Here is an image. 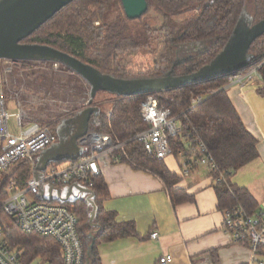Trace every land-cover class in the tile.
<instances>
[{
	"label": "trees",
	"instance_id": "obj_1",
	"mask_svg": "<svg viewBox=\"0 0 264 264\" xmlns=\"http://www.w3.org/2000/svg\"><path fill=\"white\" fill-rule=\"evenodd\" d=\"M146 1L148 10L154 9L163 24L154 69L143 77L129 75L127 68L131 63L128 59L148 46L151 37L146 29L136 36L130 34L131 20L126 15L125 19L120 16V11L124 12L121 0H75L22 44L54 48L116 79L154 80L169 74L173 77L190 75L210 65L229 43L245 10L254 23L264 20V0ZM249 55L251 60L246 67L209 82L149 95H113L108 111L96 104L100 113L92 117L89 132L111 135L114 142L121 145L115 152L119 163L152 174L178 202L190 200L173 189L178 178L167 169L164 161L149 155L136 140L148 128L142 119L141 104L147 96H154L160 108L170 110L178 118L182 128V132L171 139L173 156L178 159L179 151L184 150L187 143L195 139L203 141L219 172L224 174L225 181L217 183L215 188L220 209L240 204L253 213L256 201L246 189L231 184L230 178L259 157L258 140L245 127L227 87L232 76H244L254 70L264 82V35L252 44ZM259 94L264 97V86ZM196 97L203 100L194 106L192 100ZM92 105L95 106L94 101ZM11 171V176L25 180L30 176L31 165L22 162ZM89 191L96 207L93 219V206L86 200L52 202L66 206L78 217L85 264H102L97 251L100 244L138 235L134 223H119L115 212L103 208L109 191L101 176ZM0 227L9 245L22 253L25 264H63L61 248L52 238L24 234L2 211Z\"/></svg>",
	"mask_w": 264,
	"mask_h": 264
},
{
	"label": "crops",
	"instance_id": "obj_2",
	"mask_svg": "<svg viewBox=\"0 0 264 264\" xmlns=\"http://www.w3.org/2000/svg\"><path fill=\"white\" fill-rule=\"evenodd\" d=\"M263 86V80L251 72L227 87L229 97L245 127L258 140L259 157L230 178L231 184L246 189L251 194L257 203L255 211L264 201V97L259 94V89ZM0 91L3 92L2 87ZM11 102L17 103L19 108L18 111L9 113L10 100L5 98L6 109L11 116L9 121L16 120L13 128L8 121L12 134L20 133L16 119L19 113L23 117V130L34 124L43 125L40 123V113L31 115L19 100ZM83 110L62 122L56 131L68 130L71 137L78 129L79 113ZM54 150L61 151L60 158L74 153L69 145H60ZM38 157V166H45L39 162ZM60 158L52 159L47 167L66 162H58ZM164 163L178 178L173 189L182 192L190 200L178 202L177 197L171 195L165 185L150 173L134 170L109 157L100 161L101 177L109 191V199L103 203V208L115 212L119 223H134L138 235L100 244L97 251L102 264H161L160 259L166 256L171 258L169 264L264 262V249H260L255 256L247 245L233 243L222 229L224 210L219 207L215 189L217 182L208 167L201 166L189 176H183L179 159L170 156ZM48 197L65 202L83 199L91 206L89 189L80 184L48 191ZM153 232L159 234L157 240L151 238Z\"/></svg>",
	"mask_w": 264,
	"mask_h": 264
},
{
	"label": "built area",
	"instance_id": "obj_3",
	"mask_svg": "<svg viewBox=\"0 0 264 264\" xmlns=\"http://www.w3.org/2000/svg\"><path fill=\"white\" fill-rule=\"evenodd\" d=\"M252 72L260 77L257 70ZM241 79L242 76L234 75L230 83ZM202 100V97H196L192 104L196 106ZM141 115L148 128L136 140L149 155L159 160L164 161L173 156L171 139L182 132L178 118L170 110L160 108L158 100L151 95L142 102ZM10 117L4 93L0 91V211L13 219L24 234L55 240L61 248L63 264H85L84 246L78 232V217L66 206L52 202L48 191L73 184H80L91 190L102 173L100 161L109 157L112 161L119 162L115 152L121 145H117L109 134L88 132L77 141L83 150L79 158L38 171L37 157L57 143V135L49 126L41 124H34L23 130L22 113L16 115L20 133L14 135L8 127ZM178 159L182 164L183 176H189L199 167L206 166L217 183L225 181L224 174L219 172L207 146L199 139L187 143L185 149L179 151ZM22 162H29L31 165L30 176L25 180L16 175L11 176V170ZM216 174L219 176L215 178ZM223 214L222 229L233 243L247 245L257 256L260 249H264V201L253 213L237 204L225 209ZM151 238L157 240L159 234L153 232ZM170 262L171 258L168 256L160 259L161 264ZM0 264H25L22 253L9 245L2 227Z\"/></svg>",
	"mask_w": 264,
	"mask_h": 264
},
{
	"label": "water",
	"instance_id": "obj_4",
	"mask_svg": "<svg viewBox=\"0 0 264 264\" xmlns=\"http://www.w3.org/2000/svg\"><path fill=\"white\" fill-rule=\"evenodd\" d=\"M73 1L75 0H0V61H52L67 67L90 86L88 107L79 113L80 124L70 138L69 146H72L74 153L60 158L61 151L55 152L54 148L51 151H44L39 155L38 160L45 166L40 167L39 165L38 171H44L52 159L60 158L58 162L69 161L83 154L77 141L89 132L92 117L100 113V108L92 105L98 92L131 97L161 93L212 81L246 67L251 60L249 50L252 44L264 35V20L254 23L252 16L245 10L225 49L210 65L198 72L180 77H173L169 74L164 78L154 80L116 79L103 75L96 68L54 48L22 44V41L29 38ZM121 1L124 13L131 21L141 19L148 12L146 0ZM90 203L93 206V219L96 207L92 203V195Z\"/></svg>",
	"mask_w": 264,
	"mask_h": 264
},
{
	"label": "rangeland",
	"instance_id": "obj_5",
	"mask_svg": "<svg viewBox=\"0 0 264 264\" xmlns=\"http://www.w3.org/2000/svg\"><path fill=\"white\" fill-rule=\"evenodd\" d=\"M120 16L125 19L124 12ZM184 16L178 18L181 21ZM162 18L154 9L141 18L131 21L129 24L131 35L136 36L145 29L149 30L151 37L148 46L137 50L128 59L131 65L127 71L129 75L142 76L154 69V59L159 50V32L162 27ZM98 26V23H97ZM0 87L4 96L10 100L8 103L9 113L18 111L16 99L22 106L27 107L31 115L40 113L43 125L55 129L58 135L57 145H69L70 134L56 131L65 120L73 117L80 110L88 107L90 98V86L77 74L67 67L52 61L27 60V61H0ZM114 96L99 92L94 100L103 110L108 111L111 107L110 101ZM15 119L9 121L11 128L15 125ZM48 150V149H47ZM45 150V152L47 151Z\"/></svg>",
	"mask_w": 264,
	"mask_h": 264
},
{
	"label": "flooded vegetation",
	"instance_id": "obj_6",
	"mask_svg": "<svg viewBox=\"0 0 264 264\" xmlns=\"http://www.w3.org/2000/svg\"><path fill=\"white\" fill-rule=\"evenodd\" d=\"M55 147H57V143L56 144H54L50 149H48V150H53V148H55ZM55 152H57L56 150H55ZM55 155V154H54Z\"/></svg>",
	"mask_w": 264,
	"mask_h": 264
}]
</instances>
